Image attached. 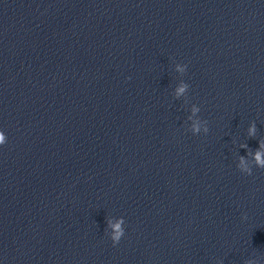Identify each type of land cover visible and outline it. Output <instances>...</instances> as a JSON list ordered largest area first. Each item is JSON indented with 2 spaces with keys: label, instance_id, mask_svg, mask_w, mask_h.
<instances>
[{
  "label": "clouds",
  "instance_id": "clouds-1",
  "mask_svg": "<svg viewBox=\"0 0 264 264\" xmlns=\"http://www.w3.org/2000/svg\"><path fill=\"white\" fill-rule=\"evenodd\" d=\"M176 70L184 75L187 71V65L186 64H180L177 63ZM190 88V85L185 82L183 79L179 82L178 87L175 88V99H180L181 97L185 96L186 93H188V90ZM187 98L185 99V103H187ZM201 109L198 105L192 104L190 108V115L187 117L188 121H190V125L188 127V131H190L193 135H198L201 132L204 134H207L209 132L208 127V121L203 120L199 117ZM257 133V127L256 123L253 121L248 129H247V135L249 138H255ZM7 143V136L3 130H0V146H4ZM241 148H244L247 150L246 156H239L238 162L236 164L237 169L245 175H252L253 173V167L259 169H264V139L259 140V146L255 150H249L248 145L241 144ZM249 158H251V162H249ZM242 219H247V215L244 214L242 216ZM115 221V222H113ZM125 219L124 217H115V218H109L106 221V234L109 236L112 245L115 247L117 246L121 239L125 235ZM219 264V262H218ZM245 264H255V262L251 259H248L245 261Z\"/></svg>",
  "mask_w": 264,
  "mask_h": 264
}]
</instances>
